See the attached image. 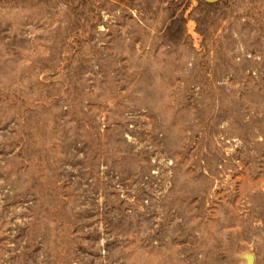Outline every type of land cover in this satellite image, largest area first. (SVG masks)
<instances>
[{
	"label": "rangeland",
	"instance_id": "rangeland-1",
	"mask_svg": "<svg viewBox=\"0 0 264 264\" xmlns=\"http://www.w3.org/2000/svg\"><path fill=\"white\" fill-rule=\"evenodd\" d=\"M0 264H264V0H0Z\"/></svg>",
	"mask_w": 264,
	"mask_h": 264
},
{
	"label": "water",
	"instance_id": "water-1",
	"mask_svg": "<svg viewBox=\"0 0 264 264\" xmlns=\"http://www.w3.org/2000/svg\"><path fill=\"white\" fill-rule=\"evenodd\" d=\"M206 2H208V3H216V2H218L219 0H205ZM248 261L250 262V263H253V261H254V256L252 255V254H248Z\"/></svg>",
	"mask_w": 264,
	"mask_h": 264
},
{
	"label": "trees",
	"instance_id": "trees-1",
	"mask_svg": "<svg viewBox=\"0 0 264 264\" xmlns=\"http://www.w3.org/2000/svg\"><path fill=\"white\" fill-rule=\"evenodd\" d=\"M217 3V2H216ZM213 4H215V3H213Z\"/></svg>",
	"mask_w": 264,
	"mask_h": 264
}]
</instances>
